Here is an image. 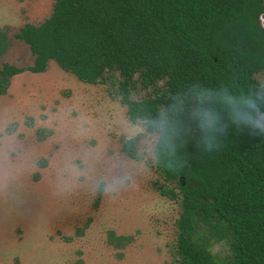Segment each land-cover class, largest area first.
<instances>
[{
	"label": "trees",
	"instance_id": "16d2710c",
	"mask_svg": "<svg viewBox=\"0 0 264 264\" xmlns=\"http://www.w3.org/2000/svg\"><path fill=\"white\" fill-rule=\"evenodd\" d=\"M263 15L264 0H54L14 34L33 63L2 64L0 96L51 60L84 84L117 80L128 120L156 135L153 186L180 209L172 264H264Z\"/></svg>",
	"mask_w": 264,
	"mask_h": 264
},
{
	"label": "rangeland",
	"instance_id": "374dc122",
	"mask_svg": "<svg viewBox=\"0 0 264 264\" xmlns=\"http://www.w3.org/2000/svg\"><path fill=\"white\" fill-rule=\"evenodd\" d=\"M53 5L0 0V67L32 65L14 34L40 25ZM116 82L84 84L51 60L45 72L14 76L0 96V264H172L180 209L155 190L156 135L128 120ZM144 95L137 88L131 99ZM129 140L135 158L123 152Z\"/></svg>",
	"mask_w": 264,
	"mask_h": 264
},
{
	"label": "water",
	"instance_id": "95a60500",
	"mask_svg": "<svg viewBox=\"0 0 264 264\" xmlns=\"http://www.w3.org/2000/svg\"><path fill=\"white\" fill-rule=\"evenodd\" d=\"M257 120H258V123L260 124L261 128L264 131V120L262 119V117L258 113H257Z\"/></svg>",
	"mask_w": 264,
	"mask_h": 264
}]
</instances>
